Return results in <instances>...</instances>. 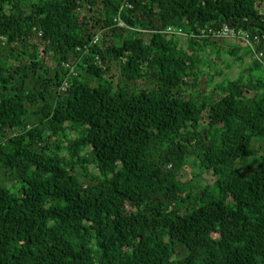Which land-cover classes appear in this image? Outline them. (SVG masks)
Masks as SVG:
<instances>
[{
	"label": "trees",
	"instance_id": "obj_1",
	"mask_svg": "<svg viewBox=\"0 0 264 264\" xmlns=\"http://www.w3.org/2000/svg\"><path fill=\"white\" fill-rule=\"evenodd\" d=\"M263 143L264 0H0V264H264Z\"/></svg>",
	"mask_w": 264,
	"mask_h": 264
},
{
	"label": "rangeland",
	"instance_id": "obj_2",
	"mask_svg": "<svg viewBox=\"0 0 264 264\" xmlns=\"http://www.w3.org/2000/svg\"><path fill=\"white\" fill-rule=\"evenodd\" d=\"M232 44H234V42L232 41ZM224 49L226 50V47H224ZM211 61H213V59L211 60ZM216 61V60H215ZM214 61V62H215ZM222 62H223V64H222ZM224 62H228V63H230V64H232V59H231V57H229V56H227L226 58L225 57H223L222 58V61H220V62H218V61H216V65L219 67V69L221 70V71H223V73L224 74H227V76H229V77H231V78H235L239 73L241 74L244 70H243V68L244 67H248V66H250V59L249 58H246L245 60H244V63H243V65L242 66H239V65H234V66H232L231 67V69L230 70H228L225 66H224ZM242 71V72H241ZM113 73H114V75L115 76H118V72L117 71H113ZM243 75H245V74H243ZM224 76V75H223ZM222 76V77H223ZM217 79L218 80H220V78H218L217 77ZM8 135H11V133L10 132H8ZM264 144V143H263ZM197 168L198 167H196V166H188L186 169H185V172H184V178L185 179H189L192 175H194V174H196V173H198V170H197ZM203 180H204V182H212V177H211V175L210 174H208V173H204L203 174Z\"/></svg>",
	"mask_w": 264,
	"mask_h": 264
},
{
	"label": "built area",
	"instance_id": "obj_3",
	"mask_svg": "<svg viewBox=\"0 0 264 264\" xmlns=\"http://www.w3.org/2000/svg\"><path fill=\"white\" fill-rule=\"evenodd\" d=\"M166 33L169 35L176 34L178 36H181V30H175L172 28H168L166 30ZM202 34H205V31H202ZM207 34L211 36L214 39H237L241 38L244 41L248 40V35L243 33V32H237L234 29L228 28V27H223L220 30L216 31L214 29L208 30Z\"/></svg>",
	"mask_w": 264,
	"mask_h": 264
}]
</instances>
